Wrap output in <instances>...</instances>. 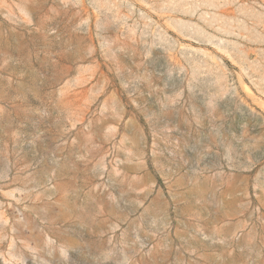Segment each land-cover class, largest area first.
Returning a JSON list of instances; mask_svg holds the SVG:
<instances>
[{
    "label": "rangeland",
    "instance_id": "rangeland-1",
    "mask_svg": "<svg viewBox=\"0 0 264 264\" xmlns=\"http://www.w3.org/2000/svg\"><path fill=\"white\" fill-rule=\"evenodd\" d=\"M0 264H264V0H0Z\"/></svg>",
    "mask_w": 264,
    "mask_h": 264
}]
</instances>
